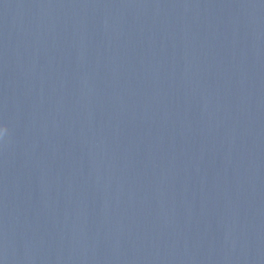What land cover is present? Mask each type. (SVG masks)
I'll list each match as a JSON object with an SVG mask.
<instances>
[{"label": "water", "instance_id": "water-1", "mask_svg": "<svg viewBox=\"0 0 264 264\" xmlns=\"http://www.w3.org/2000/svg\"><path fill=\"white\" fill-rule=\"evenodd\" d=\"M0 264H264V0H0Z\"/></svg>", "mask_w": 264, "mask_h": 264}, {"label": "clouds", "instance_id": "clouds-1", "mask_svg": "<svg viewBox=\"0 0 264 264\" xmlns=\"http://www.w3.org/2000/svg\"><path fill=\"white\" fill-rule=\"evenodd\" d=\"M6 127L5 126H3V125H0V136H3L4 135V133L6 132Z\"/></svg>", "mask_w": 264, "mask_h": 264}]
</instances>
